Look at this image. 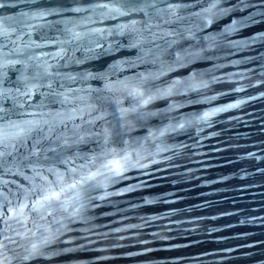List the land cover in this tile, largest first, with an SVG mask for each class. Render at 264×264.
I'll return each instance as SVG.
<instances>
[{"label":"water","instance_id":"95a60500","mask_svg":"<svg viewBox=\"0 0 264 264\" xmlns=\"http://www.w3.org/2000/svg\"><path fill=\"white\" fill-rule=\"evenodd\" d=\"M201 84L87 264H264V0Z\"/></svg>","mask_w":264,"mask_h":264},{"label":"snow or ice","instance_id":"6c2138e0","mask_svg":"<svg viewBox=\"0 0 264 264\" xmlns=\"http://www.w3.org/2000/svg\"><path fill=\"white\" fill-rule=\"evenodd\" d=\"M219 0H214L212 7L214 8L216 6V3H218ZM98 7L101 8H108L109 12H115L119 15H124L123 12L120 11V9H113L110 8L108 5H99ZM75 11H80V9H75ZM135 22H133V25ZM122 33L123 30L127 29V25L120 26ZM69 33H71V30H67ZM100 31V30H98ZM8 35V32L6 28H4L3 23L0 22V37ZM81 36L77 33L74 35H71V38L66 41H53L52 43H71L74 40H80ZM64 54V49L61 48L58 50L54 56H62ZM47 71V70H46ZM175 83H181L179 81ZM186 86L189 90H194L197 87L206 86L202 84H195V83H189L185 82ZM122 86L124 88H127V84L122 82ZM106 87H111L110 85H107ZM173 94V89L168 88L165 90H158L157 95H148L145 93L142 89V86H138L134 89H132L130 92H128V95L131 96L134 100H137L139 103V106H144L149 104L152 100L163 97V96H169ZM146 97V98H145ZM238 105L236 104H229L227 105V108H235ZM90 110H95L94 106H90ZM136 109H130V110H123L121 115H126L128 111H135ZM225 109L217 108L213 112H206L204 113L203 117L200 119H207V117L213 115L215 112L224 111ZM97 119H102L103 114L96 117ZM37 126L33 125L31 128L28 129V131H34ZM183 127V125H181ZM21 132H23V129H21ZM109 133L105 132V150L100 154L99 157L93 156L89 158V163L92 165H95L97 160L100 159V168L96 172H91L90 174L86 176H82L78 180H73L72 182H69L68 177L72 176L73 173L77 171L76 168L67 169L65 173H59L55 172L52 169H49V171L53 172V175L56 177L54 180H48L46 177H41V180L43 181L40 184H33V186L27 190L23 197V202H18L17 207L12 209L13 216H20L22 217L25 210L29 209L32 213H40L45 208L52 207L55 204H60L61 206H64L65 199L67 196V193L71 192L73 194L74 199H79V197L84 193H90L91 191L99 188L102 186L103 181H97V177H104L105 180H107L110 183H115L119 179H124V173L128 170L129 167V156L127 154H121L120 151L116 149H107V144L110 142L109 140ZM9 139V133L3 128L0 127V159H2L5 156V152L3 151L4 148L7 147V141ZM65 163H67L65 161ZM81 168L86 167V165H81ZM135 167V165H133ZM139 167H145L144 165H139ZM40 174L37 173V176ZM11 203L10 201L8 202ZM81 208L83 205L80 206ZM80 211L79 208L76 209V212L78 213ZM8 219H12V217H8ZM41 219H43V216H41ZM0 220H4V203L3 201H0ZM7 221L5 220V223ZM17 223L19 224H26L27 223V217L24 219H17ZM42 227V226H40ZM45 231L48 232L47 235H41V239L38 243H33L31 245V248L27 251V254L23 256L20 259H23L24 261L29 260H37L40 258L45 257V250L47 249L49 243L51 242L53 236L49 229H46ZM3 232V229H0V233ZM7 239V238H5ZM2 243V242H0ZM12 259L14 258H6V261L4 264H12Z\"/></svg>","mask_w":264,"mask_h":264}]
</instances>
